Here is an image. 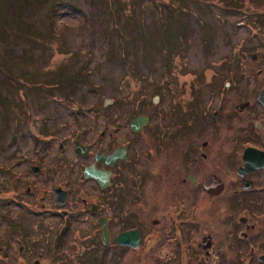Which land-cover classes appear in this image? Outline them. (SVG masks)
Listing matches in <instances>:
<instances>
[{"label":"rangeland","instance_id":"obj_1","mask_svg":"<svg viewBox=\"0 0 264 264\" xmlns=\"http://www.w3.org/2000/svg\"><path fill=\"white\" fill-rule=\"evenodd\" d=\"M75 72L80 80L67 83ZM230 73L247 75L243 88L264 86V0H0V245L10 236L0 264H24L18 229L32 234L52 218L18 215L5 184L30 186L25 197L41 207L64 171L82 167L73 139L104 150L114 128L118 139L145 138L142 147L158 134L164 143L186 137L176 128L193 100L203 106ZM136 115L150 125L132 135ZM30 164L49 173L34 176Z\"/></svg>","mask_w":264,"mask_h":264},{"label":"flooded vegetation","instance_id":"obj_2","mask_svg":"<svg viewBox=\"0 0 264 264\" xmlns=\"http://www.w3.org/2000/svg\"><path fill=\"white\" fill-rule=\"evenodd\" d=\"M246 76L225 75L203 106L201 96L194 98L188 121L176 128L186 137L164 143L158 134L142 147L145 138L118 139L114 128L104 150L73 139V145L88 146L72 159L83 161L82 167L64 171L41 207L25 197L30 186L22 192L14 181L5 184L15 194L10 198L20 199L18 215L52 217L37 221L32 234L18 229L24 238L16 257L24 264H264L259 260L264 256V104L259 99L264 86L243 88L239 81ZM146 116L137 130L129 121L127 132L145 130ZM65 145L61 140L59 158ZM97 152L117 156L104 163L96 160ZM91 164L106 172L103 185L85 175ZM26 171L43 178L49 173L38 164ZM1 178L6 183L9 177ZM9 240L1 252L8 251ZM164 243L171 251L151 258Z\"/></svg>","mask_w":264,"mask_h":264},{"label":"water","instance_id":"obj_3","mask_svg":"<svg viewBox=\"0 0 264 264\" xmlns=\"http://www.w3.org/2000/svg\"><path fill=\"white\" fill-rule=\"evenodd\" d=\"M249 56L252 59H255V57H256L255 54H250ZM236 59H237V52L233 56L232 66H234V64L236 62ZM259 99L264 104V89L261 90V92L259 94ZM147 120H148V118L145 115L135 116L130 121V127L133 130H137V129L140 128V126L142 124H144L145 122H147ZM74 148H75V151L78 154H84V152L88 148V146H84L81 143H79L78 141H75L74 142ZM116 156H117V153H115L113 156L112 155H108V154H106L104 152H97V153H95L96 160L97 161H102L104 163H108L112 157L115 158ZM31 169L34 172H38V168L35 167V166H32ZM84 172H85V175L86 176H92V177L96 178L101 185H103L105 183V180H106V172L105 171H101V169L96 168L94 164H91V165L85 167ZM55 192L57 193L58 198H59V190L58 189H55ZM118 241L119 242H123V239H119ZM259 260H264V256H259Z\"/></svg>","mask_w":264,"mask_h":264},{"label":"trees","instance_id":"obj_4","mask_svg":"<svg viewBox=\"0 0 264 264\" xmlns=\"http://www.w3.org/2000/svg\"><path fill=\"white\" fill-rule=\"evenodd\" d=\"M81 77H79V73L78 72H75V74L71 77H69V79H66L67 80V83L68 82H76L78 80H80Z\"/></svg>","mask_w":264,"mask_h":264}]
</instances>
